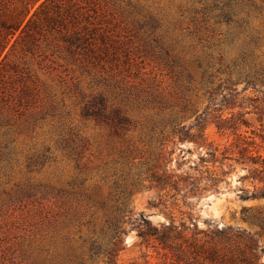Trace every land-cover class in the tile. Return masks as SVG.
<instances>
[{"label":"rangeland","instance_id":"obj_1","mask_svg":"<svg viewBox=\"0 0 264 264\" xmlns=\"http://www.w3.org/2000/svg\"><path fill=\"white\" fill-rule=\"evenodd\" d=\"M227 1L53 0L49 7L59 9L46 10L53 21L40 14L38 27L5 49L10 125L0 128L7 143L0 152V264L86 257L87 239L116 196H125L131 211L122 216L117 264L157 263L136 235L140 213L153 224L172 215L189 227L215 223L256 233L264 262V233L243 212L264 208V200L239 198L253 183L234 160L237 137L214 123L220 113H243L251 125L240 137L264 156V118L261 125L254 113L264 106V77L255 89L243 79L264 66V2L231 0L228 13ZM0 2L10 8L19 1ZM242 19L244 30L235 22ZM227 70L238 92L232 108L207 91ZM101 100L127 123L97 118ZM210 150L230 158L212 162ZM164 171L173 180H197V189L158 188L152 178Z\"/></svg>","mask_w":264,"mask_h":264},{"label":"trees","instance_id":"obj_2","mask_svg":"<svg viewBox=\"0 0 264 264\" xmlns=\"http://www.w3.org/2000/svg\"><path fill=\"white\" fill-rule=\"evenodd\" d=\"M18 1L10 8H3L0 2V128L10 125L8 115L4 113L6 99L2 97L3 94L9 95L10 92L7 81L3 80L2 70L7 57V53L3 54V52L6 48L8 50L13 48L19 38L28 37L30 35L29 31L38 27L37 22L41 21L40 14L45 21H53L54 15H49L47 11L51 12L55 7L59 9L57 4L51 8L49 7L53 0H41L38 6L29 14L39 0ZM212 1L217 4L220 0ZM261 1L264 2V0ZM225 7L228 13L234 11L231 0L226 2ZM235 22L240 26L242 25L243 30L245 29L246 22L244 19ZM249 37L251 36L249 35ZM73 41L71 40L70 43L74 44ZM27 51L32 52V48H27ZM250 70L252 71L243 74V79L247 86L255 89L257 82L264 77V66L261 64L254 65ZM218 80L220 81L217 88H214L211 84L209 90H207L209 96L221 95L220 106L225 108L235 107L234 99L235 94H238V92H235L232 88L235 81L232 73L227 70L225 77H219ZM99 105L97 118H102L113 126L127 123L128 120L120 114L118 109L111 108L106 111L107 106L103 100L100 101ZM254 109V113L257 115L256 119L262 125L264 106H254ZM196 123H198L197 128L200 130L199 122ZM214 123L218 131L229 132L237 137L234 142L237 157L234 160L243 163L247 167V174L243 178L253 183L252 190L241 189L238 195L239 198L242 200H264V156L259 150L253 148L255 147L253 140L248 141L240 137V128L242 126L249 127L251 125L250 121L243 117V113L232 114L228 118L223 117L220 113L216 116ZM173 129L174 132L184 135L182 128L174 127ZM6 145L3 135L0 134V152ZM207 155L212 162L230 158L224 152L221 153V157H218L215 150L208 151ZM152 179L160 189L170 187L175 189L176 192L184 194L193 193L198 186V181L195 179L189 180L184 177L173 180L171 175L166 174L165 171L161 175L153 176ZM209 180L214 184L217 178L212 175ZM184 194L183 196H185ZM107 211L99 232L87 239L86 257L70 264H102V262L117 264V256L122 249L121 243L123 242L121 235L125 233V229L121 227L122 216L131 212L127 207L126 197H114L109 208L107 207ZM243 212L247 213L246 218L253 224L258 225L264 233V208H244ZM139 215L143 218H140L141 222L137 224L136 235L153 249L157 259L156 264H264L261 261L263 250L257 242L256 233L232 225L220 226L215 223H206L204 228H198L195 223L189 227L181 220L176 222L172 215L167 217V221L153 224L148 217L141 213Z\"/></svg>","mask_w":264,"mask_h":264}]
</instances>
